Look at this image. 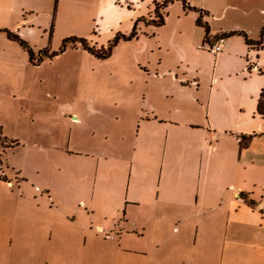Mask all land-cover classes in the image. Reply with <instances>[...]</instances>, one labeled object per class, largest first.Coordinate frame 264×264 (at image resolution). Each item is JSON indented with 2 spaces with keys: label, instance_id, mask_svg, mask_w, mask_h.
I'll use <instances>...</instances> for the list:
<instances>
[{
  "label": "rangeland",
  "instance_id": "374dc122",
  "mask_svg": "<svg viewBox=\"0 0 264 264\" xmlns=\"http://www.w3.org/2000/svg\"><path fill=\"white\" fill-rule=\"evenodd\" d=\"M191 1L210 15L229 5L251 10L253 16L260 7L256 0ZM165 10L166 23L156 29L137 22L154 16L153 3L148 6L145 0H0V29L16 32L35 57L45 48L56 53L31 63L18 44L0 33L5 42L0 43V181L15 183L23 176L29 185L51 188L53 201L45 193L41 207L35 209L34 200H25L19 209L47 214L42 222L33 221L34 226L72 229L69 238L57 237L49 244L52 260L88 264L90 247L104 253L100 248L108 240L106 234L117 238L120 228L141 224L145 230L139 232L144 234L140 242L146 252L124 248V264H218L221 234L209 208L246 177L263 175L256 169L235 177L225 170V157L235 153L232 139L208 126L151 138L137 136L136 121L134 131L125 132V112L130 113L124 106L125 84L131 81L128 69L143 72L161 59L160 69L194 71L211 67L215 59L196 48L193 13L184 15L179 2ZM225 22L235 25L231 18ZM134 24L138 36L119 41L105 59L71 43L59 51L72 37L106 47L115 35H128ZM208 79L203 74L198 97L206 95ZM192 85L195 90L196 83ZM162 86L173 97L165 104L161 99L159 107L170 105L178 120L199 118L207 124L209 107L217 127L234 130L235 117L244 115L235 90L223 97L215 87L212 100L200 104L191 103L185 89ZM173 128L180 130L178 124ZM212 135L222 139L219 150L210 153ZM130 171L131 180L145 184L129 191V197L141 201L142 213L124 223L123 209L117 207H124V183ZM89 201L91 212L86 210ZM10 202L15 209L17 204ZM83 228L93 234L85 250Z\"/></svg>",
  "mask_w": 264,
  "mask_h": 264
},
{
  "label": "crops",
  "instance_id": "0c3cea01",
  "mask_svg": "<svg viewBox=\"0 0 264 264\" xmlns=\"http://www.w3.org/2000/svg\"><path fill=\"white\" fill-rule=\"evenodd\" d=\"M186 1L190 7H195L205 13L202 16V22L207 25L211 36L243 32L249 39L256 40L260 29L264 26V0H256V4L260 7L257 14L253 16L248 13L251 10L246 12L241 7L229 5L219 13L210 15L205 8H200L191 0ZM151 2L155 3L156 0H145L148 6ZM177 2L179 1H175V3ZM179 3L181 4V2ZM243 4L249 5L248 3ZM181 7L184 15L193 13L194 16L191 20L196 21L199 16L197 12L184 10L182 4ZM230 9L235 12H229ZM166 17L167 11L163 25L166 23ZM227 18H231L235 25H226ZM195 21L194 27L197 31H194L193 39L196 40L198 49L203 41V29L196 26ZM139 26L142 27L141 24ZM0 43L4 44L5 42L0 38ZM195 52L199 55L203 54L199 50H195ZM213 55L215 59L211 67L206 66L194 71L174 68L160 69L157 66L161 64V59L157 60L158 63L154 67L149 63L143 72L128 69L127 78L131 81L125 84L124 106L130 113L125 112L124 117H127L125 132H133L135 122L138 121L137 136L140 134L142 137L165 136L169 138L176 132L188 131L189 127L208 126V128L217 129L220 134L232 139L235 153H232L230 159L225 157V170L235 177L241 176V173L245 174L247 171L251 173L256 169L262 170L263 175L246 177L242 185L239 184L236 187L234 185V190L230 195L218 197L215 204L209 208L214 214L213 218L217 220V230L221 234V242L217 246V261L218 264H264V148L260 144L264 143V117L256 113L258 95L261 90H264V45L259 49H251L244 43L241 36L234 35L223 41L221 52ZM203 74L209 75L208 82H205L206 95L198 97L197 92L200 89L199 84ZM194 83H196L195 90L192 85ZM163 84H169L174 89L187 90L190 102H199L200 104L212 100L215 87L223 97H226L229 91L235 90L241 103L240 114L244 113V115L237 114L235 117L237 126L234 130L231 127H217L216 117L211 116L209 107L207 124L199 118L189 121L178 120L172 113L170 105L164 109L159 107L161 99L165 104L166 99L173 97V93L163 90ZM248 101L253 104L251 108ZM246 112L249 114L245 115ZM130 117L132 118L131 122L129 121ZM178 122H183V124ZM175 124L180 126V130L173 128ZM249 135H252L250 142L246 147L240 148L238 143L240 137ZM208 138L210 153L218 151L222 138H219V135H212ZM236 149L238 151L237 158H233L236 155ZM254 167L255 169H253ZM3 178L6 179V177ZM157 186L161 187L160 179ZM135 187L144 188L145 184L131 180L130 171V177L124 183V207L123 205L117 207V211L123 209L124 223L130 219H137L142 213L141 201L136 197H129L130 189ZM45 193H49L48 199L54 200V196L50 195L51 188L49 186L36 183L29 185L23 176L20 177L19 182L15 183L10 179L7 184L0 181V264H65L60 259L52 260L50 258L49 244L57 237L69 238L72 235V229L64 226L60 228L54 226L53 229L46 226H34L33 221L42 222L47 218V214L42 210L19 209L25 205V200H34L35 209L41 207L43 200L46 199L43 196ZM240 195H243L244 198ZM10 201L17 204L15 209ZM87 205L86 210L91 212V202L89 201ZM141 227V224L124 226L120 228L117 238L111 235L112 238L106 241L100 239L104 243L100 250L104 253L101 254L100 251L90 247L88 249V264H124V248L135 252H146L143 243L140 242L142 239L140 237H143L144 234L139 232L145 230V228L140 229ZM171 233L177 232L171 230ZM96 234L94 232V235ZM82 235V245L85 250L87 239L93 234L83 228ZM69 264L83 263L72 262Z\"/></svg>",
  "mask_w": 264,
  "mask_h": 264
},
{
  "label": "trees",
  "instance_id": "16d2710c",
  "mask_svg": "<svg viewBox=\"0 0 264 264\" xmlns=\"http://www.w3.org/2000/svg\"><path fill=\"white\" fill-rule=\"evenodd\" d=\"M175 1L181 2L184 10L194 11L199 14V16L197 17L195 21V24L196 26L203 29L202 44H209L210 42L215 41L219 38L226 40L230 36L238 35L243 38L244 43L251 49H259L260 47L264 45V26L260 29L258 38L256 40L249 39L246 36V34H244L243 32H229V33H223V34L221 33L217 36H211L209 34L207 25L202 22V16L205 13L195 7H190L186 0H160L158 2H155L153 3V14H154L153 18L147 20L145 17H142V18H139L137 22H143L144 25H147V26L151 25L153 27H161L164 24V18L166 16L165 9H167V7ZM0 33H4L7 40L18 44L22 48V50H24L28 54V58L31 63H34L36 60L38 62H41L46 57L52 58L56 55L55 52H50L47 48H45V49L38 51L37 53L38 57H35V54L32 48L28 45L27 42L21 39L16 34V32L7 30V29H0ZM137 36H138V32L136 31V24H134L128 35H122V34L115 35L113 37V40L110 43H108L106 47L96 48L95 46H91L90 43L85 39L72 37V38L66 39L63 42L59 51H63L67 47V44L71 43L72 47L81 46L84 50L91 53L94 57L99 58V59H105L111 55L113 48L119 43V41L121 40L128 41L133 38H136ZM256 113L259 116L264 117V90H261L258 95L257 102H256ZM251 139H252V135L241 136L238 142L240 148L246 147ZM240 197L244 198L243 195H240Z\"/></svg>",
  "mask_w": 264,
  "mask_h": 264
},
{
  "label": "built area",
  "instance_id": "2783aa9c",
  "mask_svg": "<svg viewBox=\"0 0 264 264\" xmlns=\"http://www.w3.org/2000/svg\"><path fill=\"white\" fill-rule=\"evenodd\" d=\"M223 41H225V39L219 38L215 41L210 42L209 44H201L200 46H198V48L206 50L210 52L211 54H218L219 52H221V44L223 43ZM105 238L111 239L112 236L109 234H106Z\"/></svg>",
  "mask_w": 264,
  "mask_h": 264
}]
</instances>
